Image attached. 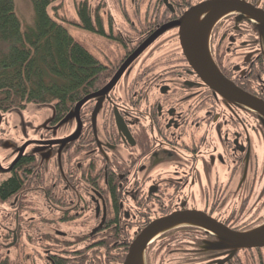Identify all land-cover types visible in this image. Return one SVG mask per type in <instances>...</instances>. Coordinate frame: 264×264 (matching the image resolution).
Returning a JSON list of instances; mask_svg holds the SVG:
<instances>
[{
	"label": "flooded vegetation",
	"instance_id": "flooded-vegetation-1",
	"mask_svg": "<svg viewBox=\"0 0 264 264\" xmlns=\"http://www.w3.org/2000/svg\"><path fill=\"white\" fill-rule=\"evenodd\" d=\"M208 1L157 0L160 10L150 12L138 28L140 35L129 39L114 36L111 20L107 30L99 15L102 27L96 34L114 37L127 52L113 67L99 60L107 67L106 83L86 96L103 89L142 43L167 29L102 97L95 121L101 97L87 101L78 115V102L61 118L53 106L38 139L24 140L23 125H15L22 134L18 145L0 139L4 148L13 150L11 161L0 159V177L5 176L0 185L15 176L21 180L9 199L33 189L43 195L51 214L59 216L49 218L54 232L47 234V264H56L57 219L60 225L72 224L92 214L87 223L93 221L94 226L85 240L112 225L131 243L149 223L176 211L203 212L235 232L264 227V109L222 97L207 86L184 53L180 26L167 27ZM242 1L264 12V0ZM167 49L175 52H164ZM209 49L225 78L264 103V33L258 22L238 11L225 15L210 33ZM144 55L139 75L119 101L118 85ZM23 110L15 111L19 119ZM9 112L14 111L0 109V134L5 136L11 127L6 121ZM65 119L66 134L56 137ZM52 160L58 171L48 176ZM189 193H194L193 204ZM25 202L29 200L21 199L16 209ZM16 214L15 229H3L6 242L0 247V264H25L24 258L30 259L29 254L12 252L20 225H27ZM151 244L145 264H151L156 247L163 248L160 264H264V245L236 250L198 226L172 229Z\"/></svg>",
	"mask_w": 264,
	"mask_h": 264
},
{
	"label": "trees",
	"instance_id": "trees-1",
	"mask_svg": "<svg viewBox=\"0 0 264 264\" xmlns=\"http://www.w3.org/2000/svg\"><path fill=\"white\" fill-rule=\"evenodd\" d=\"M31 1L34 23L23 29L15 0H0V109H22L28 104L53 105L61 118L76 102L105 85L107 67L57 18L58 0ZM50 8L56 15L51 14ZM76 11L81 28L99 33L101 18L87 0L77 3ZM20 186L17 176L2 183L0 200L12 197ZM122 235L110 225L99 236L82 239L91 244L70 251L76 253L74 256L64 253L68 250L57 252L56 264H106L111 260L122 263L131 244ZM56 241L62 246L71 243L58 238Z\"/></svg>",
	"mask_w": 264,
	"mask_h": 264
},
{
	"label": "rangeland",
	"instance_id": "rangeland-1",
	"mask_svg": "<svg viewBox=\"0 0 264 264\" xmlns=\"http://www.w3.org/2000/svg\"><path fill=\"white\" fill-rule=\"evenodd\" d=\"M85 0H58L56 5L58 6L57 18L63 22V24L68 28L69 32L79 41L81 42L98 60L110 64L112 67L115 63L119 62L120 59L127 52L123 46L114 37H102L98 34H94L92 32L86 31L81 28L79 24V17L77 15L76 6L77 3ZM90 8L94 13H99L104 17V21L106 24V29L108 30L109 21L113 23L112 32L114 36L117 37L124 36L125 39H129L131 37L139 36L138 28L142 26L145 21V17L153 11L160 10V6L157 4V0H87ZM16 11L21 18L23 29H26L27 26L33 25L34 23V8L31 0H15ZM50 12L52 15H56L55 10L50 8ZM110 19V20H109ZM108 26V27H107ZM164 52L173 53L175 51L171 49L164 50ZM174 56H177L174 54ZM146 58L144 55L138 62L136 67L133 70V73L128 74L122 81L121 84L118 85L117 88V96L119 97V101H123L126 92L129 90L130 84L133 83L134 77L139 75L138 70L142 68L143 60ZM126 100V99H125ZM53 105H37V104H28L24 107V110L21 111L23 117L19 119L15 115L16 109L14 111L6 114L8 126L10 128H6L7 136L0 134V139H8L10 142H13L18 145L16 141L18 138L21 139L22 134L20 131L16 132L15 125H18L19 128L23 125L25 128V139H38L41 134L45 133V127L48 124V120L52 115ZM69 120V119H68ZM63 121L61 125H64L62 129L58 131L56 137L65 136L67 127L66 123ZM4 126V125H3ZM0 132H3L0 129ZM47 137H51L48 135ZM4 141H0V159L3 162L8 163L11 161L13 157V150H7L2 146ZM24 142L23 140L21 143ZM19 143V144H21ZM64 159V157H63ZM53 160L46 168V173L49 176L53 174V172H57V168L53 166ZM1 178H5V176H1ZM32 187V186H31ZM173 192V191H172ZM171 192V193H172ZM21 199L29 200V202H25L23 208L16 209L20 204ZM188 199L190 203L193 204L194 193H189ZM155 208V207H154ZM20 214L19 219L25 218V222L27 225L19 227V242L17 246L12 249L13 255L20 254L22 257H25L27 254L30 255L29 258H24L27 262L25 264H47L46 263V251L48 248L47 242V234H52L54 229L49 224V218H58L59 216H53L50 212L49 206L45 203L44 197L41 193L36 192L35 190H28L23 192L22 194L9 199L7 202H0V247H5L4 242H6L2 235L3 229L10 227L12 230L15 229V218L17 216L16 213ZM23 214V216H22ZM92 215V214H90ZM86 216L83 219L86 221H77L72 224H58L59 219H57L55 227L59 229L57 238L61 241L63 240H71L70 245L64 244L63 246L66 249H63L61 243L56 241L57 252H63V250H68L69 252H64L67 256H74L76 253L70 251L81 250L88 246L90 241H82L85 238V234L89 233L93 228L94 224L91 221L90 224L87 222V218L92 216ZM34 218V219H31ZM53 223V222H52ZM137 229V227L135 228ZM6 231V229H5ZM22 231V232H21ZM176 231H174L175 233ZM3 233V234H2ZM182 234H180L181 236ZM45 236V237H43ZM54 236V235H53ZM66 236V237H63ZM127 235H125L126 238ZM133 234L131 232V235ZM56 237V236H55ZM78 239L77 241H74ZM130 241V240H127ZM159 244L158 242L154 243ZM153 244L150 247L154 246ZM52 246V245H51ZM156 247V246H155ZM87 250V249H86ZM118 251L120 249H117ZM149 249L147 250L146 261L148 262ZM163 248L154 250L152 252L150 262L151 264H160L162 258ZM91 250H88L90 253ZM101 252L104 253L105 250L101 249ZM22 253L25 255H22ZM86 251V254H88ZM118 254L117 252L113 253ZM124 262V261H123ZM116 262L114 260L108 261L106 264H123ZM174 262V261H173ZM101 264V263H100ZM102 264H104L102 262Z\"/></svg>",
	"mask_w": 264,
	"mask_h": 264
},
{
	"label": "water",
	"instance_id": "water-1",
	"mask_svg": "<svg viewBox=\"0 0 264 264\" xmlns=\"http://www.w3.org/2000/svg\"><path fill=\"white\" fill-rule=\"evenodd\" d=\"M166 1V0H165ZM238 11L259 23L260 32L264 33V12L255 9L242 0H211L192 7L184 17L167 26H180L184 53L190 65L200 75L202 81L222 97L239 101L247 106L263 111L264 103L256 97L237 89L233 83L222 75L211 58L209 36L214 25L225 15ZM204 15L203 19L201 18ZM167 28L156 32L140 45L120 67L113 79L100 91L86 96L75 107L78 115L82 106L89 100L101 97L94 112V121L100 110L102 97L109 93L122 78L129 66L156 40ZM66 121V119L64 120ZM191 225L207 229L215 233L225 245L234 249L253 248L264 245V227L249 232H235L199 211H176L149 223L133 240L123 264H145V252L150 243L160 235L178 228Z\"/></svg>",
	"mask_w": 264,
	"mask_h": 264
}]
</instances>
